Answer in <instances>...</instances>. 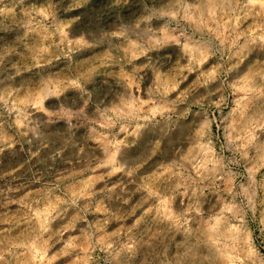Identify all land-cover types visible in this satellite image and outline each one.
Returning a JSON list of instances; mask_svg holds the SVG:
<instances>
[{
  "label": "rangeland",
  "instance_id": "374dc122",
  "mask_svg": "<svg viewBox=\"0 0 264 264\" xmlns=\"http://www.w3.org/2000/svg\"><path fill=\"white\" fill-rule=\"evenodd\" d=\"M0 264H264V0H0Z\"/></svg>",
  "mask_w": 264,
  "mask_h": 264
}]
</instances>
